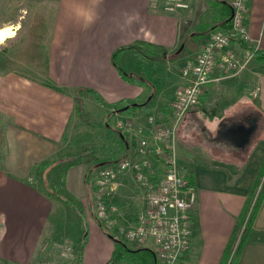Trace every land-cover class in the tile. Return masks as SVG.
<instances>
[{
  "label": "crops",
  "instance_id": "obj_1",
  "mask_svg": "<svg viewBox=\"0 0 264 264\" xmlns=\"http://www.w3.org/2000/svg\"><path fill=\"white\" fill-rule=\"evenodd\" d=\"M165 2L59 0L58 22L35 26L49 32L48 45L42 38L41 44L29 45L31 57L16 52L12 66L0 69V264H31L55 205V197L44 187L47 178L54 182L52 176L57 175L65 197L78 203L86 198L84 175L93 157L53 168L78 125L76 96L81 89L100 94L97 104L109 119L132 121L130 130L114 125L121 131L115 138L118 149L107 161L137 157L140 136L151 146L158 144L153 129L171 122L174 91L187 83L181 68L212 30L191 35L207 9L206 0H191L187 8L174 11L164 9ZM245 13L246 44L264 50V0H246ZM146 42L156 45L155 55L140 47ZM230 45L242 54L235 41ZM159 69L171 79L168 85L165 80L158 83ZM157 83L162 89L154 99ZM200 98L194 115L206 131L227 137H222L225 144H215L223 155L207 149L188 159L176 154L179 169L191 176L196 201L190 211L189 248L175 264H227L238 239L230 245L234 228L243 226L255 197L252 183L257 179L260 184L264 175V63L257 58L240 70L215 68ZM122 101L133 102L127 112L120 109ZM251 123L254 130L239 144L232 128ZM150 160L161 172V158L152 154ZM133 176L132 170L119 174L103 194L115 206L114 226L106 227L110 234L120 233L118 225H134L145 209V190ZM146 247L153 248L151 240ZM234 264H264V199Z\"/></svg>",
  "mask_w": 264,
  "mask_h": 264
},
{
  "label": "rangeland",
  "instance_id": "obj_2",
  "mask_svg": "<svg viewBox=\"0 0 264 264\" xmlns=\"http://www.w3.org/2000/svg\"><path fill=\"white\" fill-rule=\"evenodd\" d=\"M189 2L191 3V0ZM58 4L59 0H0V27L12 26L15 28L12 37L9 36L0 42V69L12 66L17 53L23 57H31L33 51L29 45L32 43L39 45L43 38V44L48 45L49 32L39 31L38 27L35 26L36 24L58 22L57 14H55ZM236 39L234 38L235 42ZM140 47L148 51L149 55H155L157 52L156 49L146 46ZM241 48H243L242 53L249 51L252 52L253 56L252 49L254 48L252 46ZM158 73L160 78L158 83L162 84V80H165L166 85H168L171 81V79L167 80L168 75L164 71L161 72L160 69ZM158 83L155 87L154 99L159 96L162 89V85ZM199 101L187 111L188 113L186 112L187 114L185 113L184 118L182 117L181 120L184 122L181 123L183 124L181 129L178 130L177 128L175 140L177 152L175 153L185 159L194 155L197 150L198 152L209 150L210 153H221L222 155L224 152L219 145L215 144L223 145L226 141L222 139L220 134L214 135L206 131L202 124L203 121L193 113ZM98 102L93 95L85 90L78 92L76 96L78 106L76 118L79 120V126L77 125L78 127L76 126L74 129L72 141L58 153L53 163V168L60 169L59 167L62 165L66 167L80 160L94 158L88 166L91 169V175L90 187L86 188V198L81 203H78L79 200H75L77 209H73L64 201L65 198L67 200L73 198L64 196L62 182L57 175L52 176L54 182H49V178H47L48 182L44 187L48 189L46 192L55 197V205L31 264H71L73 257L79 251L80 244L83 264H104L112 252L115 239L122 240L127 244L130 243L122 232L112 231L111 233L115 236L110 234L96 216L97 202L93 196V181L101 163L110 164L116 161H107V156L113 150L117 153L115 138H118L117 133L120 132L117 128L116 131L114 127L117 117L112 116L109 119L106 115L107 111L100 104H97ZM211 121L213 120H209V122ZM106 122H108L109 127L106 126ZM177 141L180 143L179 148ZM191 144L196 145V148L190 146ZM178 164L182 165L179 161ZM132 178L137 182L134 176ZM108 201L102 195V202L108 204ZM129 245L133 246L132 244ZM3 264L9 263L4 262Z\"/></svg>",
  "mask_w": 264,
  "mask_h": 264
},
{
  "label": "built area",
  "instance_id": "obj_3",
  "mask_svg": "<svg viewBox=\"0 0 264 264\" xmlns=\"http://www.w3.org/2000/svg\"><path fill=\"white\" fill-rule=\"evenodd\" d=\"M227 1L230 6V27L228 30L212 29L195 57L186 61L181 68L187 83L174 91L171 122L158 124L153 129V139L158 144L151 146L145 137L140 136L137 157L125 156L110 164L99 165L93 181L96 216L102 225L110 228L114 226L115 206L112 203L104 204L102 195L114 186L119 174L128 170L134 172L135 180L145 190L146 206L134 225H118L117 229L134 247L146 246L147 241L151 240L157 264H175L188 250L191 238L190 211L196 201V190L176 163L178 124L199 101L215 68L222 71L240 70L252 58V52L239 54L230 45L234 38H248L246 0ZM189 3V0H166L163 8L174 11L187 8ZM148 119L152 120L153 117L149 116ZM115 125L130 130L132 121L118 119ZM136 132H141V127ZM152 154L161 158V172L155 170L150 160Z\"/></svg>",
  "mask_w": 264,
  "mask_h": 264
},
{
  "label": "trees",
  "instance_id": "obj_4",
  "mask_svg": "<svg viewBox=\"0 0 264 264\" xmlns=\"http://www.w3.org/2000/svg\"><path fill=\"white\" fill-rule=\"evenodd\" d=\"M207 1V9L205 12H203L198 22L196 23L194 27V31L192 32V37H198L200 34L210 31L211 29L220 28L222 30H228L230 27V6L227 0H206ZM234 41V40H233ZM243 41V42H242ZM245 40L243 39H236V43L239 44L240 47H249L246 43H244ZM142 46H146L151 49H156V45L152 43H144ZM253 56L251 59H260L262 63H264V50L259 49H252ZM148 52V51H146ZM154 53V52H153ZM123 77L126 80H133L132 77H128L123 73ZM88 91L90 95H93L96 101H102V97L100 94L91 88L87 89H81ZM133 102H121L120 106L127 105V108H125L123 111H128V109L133 105ZM78 110V106L76 104V111ZM121 132V131H120ZM90 175H91V169L88 168L86 170V173L84 175V182L86 184V188L90 187ZM188 179L191 181V176L188 173L186 175ZM257 186V187H256ZM256 188V193L254 200L252 204L250 205L246 220L243 223V226L240 230V224H236L234 228V232L232 235V238L230 239V245L233 244L234 239L237 237L238 233V239L236 242V245L232 251V254L229 258V261L227 264H234L237 260L240 250L244 244V242L248 239L249 233L252 229V222L254 219V216L256 214V211L262 201L264 199V180L261 181L260 184L257 185V179L254 180L252 183V187L250 189V193ZM64 201L69 204L73 209H77V205L74 200H70L67 198L64 199ZM243 214V213H242ZM82 247L80 244L79 251L77 254L73 257L71 264H82ZM221 262L220 264H223ZM105 264H157L156 254L155 251L146 246L141 247H134L122 240L115 239L114 247L112 249V253L108 260L105 262Z\"/></svg>",
  "mask_w": 264,
  "mask_h": 264
},
{
  "label": "water",
  "instance_id": "obj_5",
  "mask_svg": "<svg viewBox=\"0 0 264 264\" xmlns=\"http://www.w3.org/2000/svg\"><path fill=\"white\" fill-rule=\"evenodd\" d=\"M125 108H127V105H124L120 109L123 110ZM253 130H254V123H251L249 126H245V125L241 126V125H239V126H236V127L232 128L233 132H231V134H233V136L236 135L235 136L236 140L238 141L239 144H241V143H243L244 141H246L248 139L249 135L251 134V132ZM221 136L222 137H227V135H225V133L224 134L221 133ZM231 137H232V135H231ZM101 164H103V163H101ZM241 228H240V230H241ZM239 233H238V235H239ZM238 235H237V237H238Z\"/></svg>",
  "mask_w": 264,
  "mask_h": 264
},
{
  "label": "bare ground",
  "instance_id": "obj_6",
  "mask_svg": "<svg viewBox=\"0 0 264 264\" xmlns=\"http://www.w3.org/2000/svg\"><path fill=\"white\" fill-rule=\"evenodd\" d=\"M14 27L12 26H1L0 27V32H3L4 35L2 37V41L5 40V38L11 36L14 33ZM6 30H10V31H6Z\"/></svg>",
  "mask_w": 264,
  "mask_h": 264
},
{
  "label": "snow or ice",
  "instance_id": "obj_7",
  "mask_svg": "<svg viewBox=\"0 0 264 264\" xmlns=\"http://www.w3.org/2000/svg\"><path fill=\"white\" fill-rule=\"evenodd\" d=\"M6 31H10V30H6ZM4 33L3 32H0V42H3L2 41V37H3Z\"/></svg>",
  "mask_w": 264,
  "mask_h": 264
},
{
  "label": "clouds",
  "instance_id": "obj_8",
  "mask_svg": "<svg viewBox=\"0 0 264 264\" xmlns=\"http://www.w3.org/2000/svg\"><path fill=\"white\" fill-rule=\"evenodd\" d=\"M91 21V17H89V22Z\"/></svg>",
  "mask_w": 264,
  "mask_h": 264
},
{
  "label": "flooded vegetation",
  "instance_id": "obj_9",
  "mask_svg": "<svg viewBox=\"0 0 264 264\" xmlns=\"http://www.w3.org/2000/svg\"><path fill=\"white\" fill-rule=\"evenodd\" d=\"M219 135V134H218Z\"/></svg>",
  "mask_w": 264,
  "mask_h": 264
}]
</instances>
